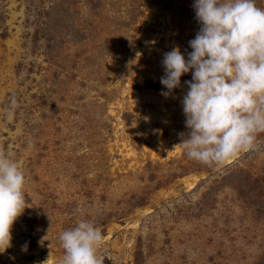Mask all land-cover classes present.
Returning <instances> with one entry per match:
<instances>
[{
    "label": "rangeland",
    "instance_id": "374dc122",
    "mask_svg": "<svg viewBox=\"0 0 264 264\" xmlns=\"http://www.w3.org/2000/svg\"><path fill=\"white\" fill-rule=\"evenodd\" d=\"M193 2L0 0V150L29 206L0 264H59L82 219L102 264H264V133L199 163L179 145L191 73L161 95L163 54L199 29Z\"/></svg>",
    "mask_w": 264,
    "mask_h": 264
},
{
    "label": "clouds",
    "instance_id": "9594fccd",
    "mask_svg": "<svg viewBox=\"0 0 264 264\" xmlns=\"http://www.w3.org/2000/svg\"><path fill=\"white\" fill-rule=\"evenodd\" d=\"M192 8L199 29L186 55L178 46L163 54L160 83L167 91L161 95L170 97L182 87L181 77L191 73L181 99L187 132L179 133V145L189 159L211 166L259 148L257 134L264 133V8L256 0H194ZM25 180L16 161L0 150V253L12 247L14 223L29 207ZM58 240L64 251L59 264H102L97 254L102 232L93 221L80 220Z\"/></svg>",
    "mask_w": 264,
    "mask_h": 264
}]
</instances>
